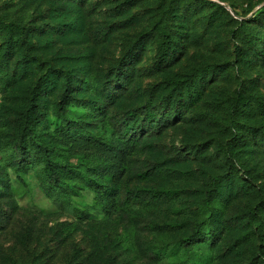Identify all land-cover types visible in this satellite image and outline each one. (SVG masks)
I'll use <instances>...</instances> for the list:
<instances>
[{
    "label": "rangeland",
    "instance_id": "374dc122",
    "mask_svg": "<svg viewBox=\"0 0 264 264\" xmlns=\"http://www.w3.org/2000/svg\"><path fill=\"white\" fill-rule=\"evenodd\" d=\"M206 1L222 8L0 0V264L264 259V0ZM164 33L172 50L161 47ZM30 100L37 123L22 143ZM68 122L79 124L67 130ZM23 148L24 184L13 171ZM43 149L98 188L72 176L68 203L47 193ZM141 190L170 194L142 199L133 193ZM204 223L212 239L184 250Z\"/></svg>",
    "mask_w": 264,
    "mask_h": 264
},
{
    "label": "trees",
    "instance_id": "16d2710c",
    "mask_svg": "<svg viewBox=\"0 0 264 264\" xmlns=\"http://www.w3.org/2000/svg\"><path fill=\"white\" fill-rule=\"evenodd\" d=\"M205 2L211 6H217L219 8H222L218 5H216L215 3L208 2L206 0H205ZM231 9H232V12H235V10H233V8H231ZM254 16L256 17V15H254ZM161 47L163 50H167V51L173 49V45L171 44L170 37L166 33L163 34V42L161 44ZM130 54H131V52H130ZM129 55H127L124 58V60H123L124 64H118L117 67L114 69L115 71L113 73L114 74L113 78L115 79V82H119L120 81L119 77L125 75V71H126L125 61H126L127 57H129ZM167 62H168V59L167 60L162 59V63L166 64ZM71 80H72L71 76L65 77V80H64V90L65 91L62 94V96L60 97L61 102H65L69 98L68 89L72 85L70 82ZM32 96H33V94H32ZM174 97L175 98L173 99V101L171 103L172 105L175 102L179 101L178 100L179 93L176 92L174 94ZM245 103H246L245 105H248V101ZM257 109H258L259 114L264 116V105L258 104ZM137 112H138V109L133 110L131 112V115L135 116V113H137ZM36 116H37L36 106L34 104H32L31 100H30L29 104L26 107L25 113L22 116V118H23L22 123L23 124H21V130L18 132L19 139L22 143L25 142V137L27 136V134H26L27 130L26 129L37 123V121H36L37 117ZM146 119H144V122L147 121ZM146 123L152 124L153 121L148 120ZM78 124H79L78 122H70V123L68 122L67 123V130L74 129ZM254 136H257L256 132H254ZM257 137L259 139L258 140L259 142H264V137H262V136H257ZM239 143H240V141H234L235 145H237ZM103 146L106 148H110L107 144H104ZM25 148H26V146H25ZM25 148L21 149V159L17 162V166L13 170L16 178H18V180L22 184H24V182L21 179L19 173L21 171L25 172V169H26V166L24 165V157L28 156V151L24 150ZM41 152H42L41 157H43V160H42V163H43V168H42V177H43L42 182H43V184H42V188L44 190L46 189L47 193L55 194L57 196L56 198L59 201H64L65 203H68V201H70V196L76 195V186H75V184H72L70 182L72 179L71 178L72 176L75 177L76 179L81 177L84 181H86L87 186L92 188V189L98 188V186H99L98 181L90 180V178L86 172H83L81 170H74L72 167H70L67 164H64V163L61 164L60 162H56L54 160V154L51 151H47V150L43 149ZM114 177H115V174H112L111 178H114ZM82 183H85V182H82ZM0 185L6 186L4 181H1V180H0ZM133 193L135 196L140 197L142 199L144 197L140 196L139 194H143L144 196L150 197V198H159V197L162 198V197H164V196L166 197V196H168V194H170L169 192H165V191H157V192L153 193L151 191H143V190L138 191V192L134 191ZM145 194H148V196ZM212 237H213V232L208 227H206V224L204 223V224H202V228L197 229L192 236H190V237H188L182 241L183 246H185V248H186L184 250H187L190 245L196 246L197 243L205 242L206 238L212 239ZM259 238H260V242L263 243L264 237L259 236ZM173 247H177V246L174 245ZM168 249H170V248L164 247V248L158 249L156 252V255L166 254ZM263 255H264V253H263ZM261 259H262V257H261ZM259 261L261 264H264V259L260 260V258H257V257L252 258V264H255L256 262H259ZM173 264H179V263L175 262Z\"/></svg>",
    "mask_w": 264,
    "mask_h": 264
}]
</instances>
